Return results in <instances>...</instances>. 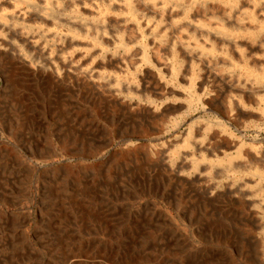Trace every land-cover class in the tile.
Listing matches in <instances>:
<instances>
[{
    "label": "rangeland",
    "instance_id": "374dc122",
    "mask_svg": "<svg viewBox=\"0 0 264 264\" xmlns=\"http://www.w3.org/2000/svg\"><path fill=\"white\" fill-rule=\"evenodd\" d=\"M130 3L0 0V264H264V0Z\"/></svg>",
    "mask_w": 264,
    "mask_h": 264
},
{
    "label": "bare ground",
    "instance_id": "6f19581e",
    "mask_svg": "<svg viewBox=\"0 0 264 264\" xmlns=\"http://www.w3.org/2000/svg\"><path fill=\"white\" fill-rule=\"evenodd\" d=\"M4 3V2H3ZM244 3V1H239V3H238V5H239V7L242 5ZM125 4H127V11L129 12V13H133V6L131 5V3H130V0H125ZM81 10H84V9H82V8H80ZM251 12V11H250ZM254 12H256L255 10H253V15L250 17V19L251 20H254V19H256V17H257V15L255 14L254 15ZM81 13V11L78 9V11H77V14H80ZM46 14H47V12H46ZM55 16V15H54ZM261 16H263V15H261ZM253 17V18H252ZM240 28H242L243 30L244 29H246V28H244L243 26H240L237 30L239 31V29ZM252 32V31H251ZM123 37V36H122ZM107 38L104 36V35H100V36H98V38H96V37H94V41L95 42H97V43H102L103 41H105ZM125 42V41H124ZM197 42H198V40H197ZM241 42V41H240ZM123 43V42H122ZM207 45V44H206ZM194 46L195 47H200L201 49H203L204 48V44L203 45H201V44H199V43H194ZM212 46H213V44H210V49L212 48ZM205 48H207V47H205ZM246 48H248V54H250V50H251V48L252 47H250V46H247ZM144 50V49H143ZM241 50H243L242 48H241ZM230 53L231 54H234L233 52H231L230 51ZM170 54L172 55V57H173V60L174 61H178V53L177 52H175V51H173V52H170ZM188 56V55H187ZM243 56V55H242ZM245 57V56H244ZM254 60H249V59H247L246 61H240V62H242V63H244L242 66L244 67V71L245 72H247V73H252V74H255V76H259L258 74H260V73H256L255 72V70L257 69V65H255L256 63L255 62H253ZM241 66V67H242ZM171 69L172 68H174L173 67V64H171ZM169 91H171L172 93H178V91L177 90H169ZM204 154V153H203ZM258 166V165H257ZM261 171V170H260Z\"/></svg>",
    "mask_w": 264,
    "mask_h": 264
}]
</instances>
